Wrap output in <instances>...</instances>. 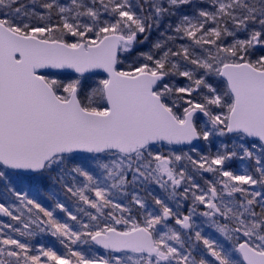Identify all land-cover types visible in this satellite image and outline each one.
Returning a JSON list of instances; mask_svg holds the SVG:
<instances>
[{"label":"snow or ice","instance_id":"1","mask_svg":"<svg viewBox=\"0 0 264 264\" xmlns=\"http://www.w3.org/2000/svg\"><path fill=\"white\" fill-rule=\"evenodd\" d=\"M0 264H264V0H0Z\"/></svg>","mask_w":264,"mask_h":264}]
</instances>
